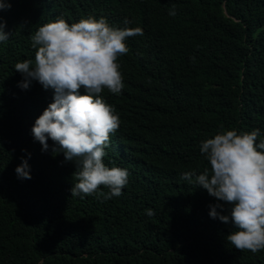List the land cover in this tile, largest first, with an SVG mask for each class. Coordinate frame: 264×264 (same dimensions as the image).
Here are the masks:
<instances>
[{
	"label": "trees",
	"instance_id": "trees-1",
	"mask_svg": "<svg viewBox=\"0 0 264 264\" xmlns=\"http://www.w3.org/2000/svg\"><path fill=\"white\" fill-rule=\"evenodd\" d=\"M0 2L11 5L0 10L10 33L0 43V264H264V250L235 249L225 240L231 224L209 218L208 206L224 202L180 179L208 166L199 145L217 132L264 138V0ZM89 16L142 33L117 61L120 94H99L120 120L103 162L129 173L107 200L70 196L74 162L50 140L41 151L30 133L52 91L36 81L20 89L13 69L34 60L39 26ZM22 158L30 179L14 173Z\"/></svg>",
	"mask_w": 264,
	"mask_h": 264
},
{
	"label": "clouds",
	"instance_id": "clouds-1",
	"mask_svg": "<svg viewBox=\"0 0 264 264\" xmlns=\"http://www.w3.org/2000/svg\"><path fill=\"white\" fill-rule=\"evenodd\" d=\"M11 5L0 2V10ZM175 9L168 12L174 16ZM0 19V43L10 33ZM139 28H116L101 17L89 16L68 24L62 18L39 26L30 36L35 49L34 60H23L13 65L22 79L18 87L29 88L32 81L44 90L51 89L52 102L34 120L30 133L41 145V151L62 153L65 161L76 166L71 197L95 195L103 199L119 197L128 183V170L105 165L103 158L109 135L119 124L113 105L100 97L102 90L119 95L122 76L119 71L126 39L141 35ZM83 90L81 94L80 90ZM258 129L251 132L222 130L200 142L199 153L208 166L197 174L185 171L181 180L195 184L224 204H210L208 216L224 224H231L225 240L237 250L255 254L264 250V138ZM30 156V154H28ZM17 179H30V166L22 158L14 168ZM107 188L102 192L100 188ZM153 215L151 209L146 210Z\"/></svg>",
	"mask_w": 264,
	"mask_h": 264
}]
</instances>
